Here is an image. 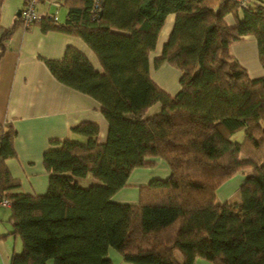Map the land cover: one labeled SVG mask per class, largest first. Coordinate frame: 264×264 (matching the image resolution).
<instances>
[{"label":"trees","instance_id":"1","mask_svg":"<svg viewBox=\"0 0 264 264\" xmlns=\"http://www.w3.org/2000/svg\"><path fill=\"white\" fill-rule=\"evenodd\" d=\"M62 5L63 21L47 15L35 22L42 31L81 39L99 67L72 46L60 59L42 60L55 79L99 103L107 135L99 143L98 125L81 122L70 131L85 140L50 139L42 154L47 189L31 194L18 189L5 163L16 154V130L0 123V204L9 202L11 234L22 243L9 264H114L110 248L128 264H193L196 257L213 264H264V75L251 77L230 52L231 43L252 35L264 68V5ZM170 13L174 22L154 64L168 62L180 71L173 95L149 73V54ZM11 30L0 33V52ZM155 104L158 112L149 115ZM153 157L165 161L169 175L140 186L136 203L113 202L131 170L150 165ZM246 169L239 201L218 202L217 188Z\"/></svg>","mask_w":264,"mask_h":264},{"label":"crops","instance_id":"2","mask_svg":"<svg viewBox=\"0 0 264 264\" xmlns=\"http://www.w3.org/2000/svg\"><path fill=\"white\" fill-rule=\"evenodd\" d=\"M41 7L40 5L39 8ZM174 17L172 13L165 17L155 49L149 54L151 78L172 95L179 89L180 71L168 62L155 66L154 59L161 53ZM15 18L6 25H0V33L12 28L0 52V123L9 122L16 130L13 140L16 154L7 158L5 163L11 176L19 181L20 191L42 194L46 191L48 182L42 154L49 146L50 139L85 140L84 137L70 131L72 126L81 122H94L98 125L99 143H103L107 135V122L100 111L99 103L90 95L55 79L42 57L60 59L66 47L72 46L81 51L94 67L98 68L99 63L89 47L78 37L58 30L42 31L36 22L24 28L20 22L15 23ZM56 18L63 21L65 16L61 19ZM225 18L229 24L233 23L231 14H227ZM230 52L244 67L249 63H256L258 69L252 74L248 72L251 77L264 75V68L258 59L257 44L252 35H246L231 43ZM150 109L156 113L159 105L155 104ZM149 160L152 162L150 165L131 170L126 185L111 196L113 202L136 203L140 186L146 185L152 179H164L169 175V168L163 159L153 157ZM248 172L247 169L243 170L223 182L216 190L217 201L238 202V187ZM86 179L91 181L90 178ZM87 181L84 180L83 183L87 184ZM9 217L10 208L1 203L0 264H9L11 254L22 249L20 238L11 234L12 222ZM108 256L114 264H128L113 248L109 249ZM47 264L53 262L48 261ZM193 264L213 263L196 257Z\"/></svg>","mask_w":264,"mask_h":264},{"label":"rangeland","instance_id":"3","mask_svg":"<svg viewBox=\"0 0 264 264\" xmlns=\"http://www.w3.org/2000/svg\"><path fill=\"white\" fill-rule=\"evenodd\" d=\"M250 2H257L262 5H264V0H250ZM23 0H0V25H6L7 23H10L16 16L17 11L22 8ZM40 12H48L54 14L56 17L64 18L67 7L66 5H60L59 7H56L54 5H50L47 3H44L39 10ZM253 64L249 63L247 66H245L249 73H254L255 69L257 70L256 63L252 62ZM260 63V62H259ZM261 65V64H260ZM151 111V112H150ZM148 112L149 115L153 114L152 110L150 109ZM241 136V132H238L236 135L233 136L234 140L239 139ZM115 250V249H114Z\"/></svg>","mask_w":264,"mask_h":264},{"label":"built area","instance_id":"4","mask_svg":"<svg viewBox=\"0 0 264 264\" xmlns=\"http://www.w3.org/2000/svg\"><path fill=\"white\" fill-rule=\"evenodd\" d=\"M65 0H24L22 8L20 9L19 20L21 25L24 28L30 27L35 21H38L41 18L46 17L47 15H52L55 19L56 16L54 14L46 12H40L39 6L43 5L44 3L54 5L59 7ZM236 2L240 7L244 8L248 4V0H232ZM1 203L3 205H9L7 200H2Z\"/></svg>","mask_w":264,"mask_h":264},{"label":"water","instance_id":"5","mask_svg":"<svg viewBox=\"0 0 264 264\" xmlns=\"http://www.w3.org/2000/svg\"><path fill=\"white\" fill-rule=\"evenodd\" d=\"M16 14H17V17H18L20 15V10H18Z\"/></svg>","mask_w":264,"mask_h":264},{"label":"clouds","instance_id":"6","mask_svg":"<svg viewBox=\"0 0 264 264\" xmlns=\"http://www.w3.org/2000/svg\"><path fill=\"white\" fill-rule=\"evenodd\" d=\"M19 17V16H18Z\"/></svg>","mask_w":264,"mask_h":264}]
</instances>
